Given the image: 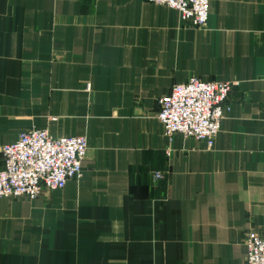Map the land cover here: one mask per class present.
<instances>
[{
    "label": "crops",
    "instance_id": "1",
    "mask_svg": "<svg viewBox=\"0 0 264 264\" xmlns=\"http://www.w3.org/2000/svg\"><path fill=\"white\" fill-rule=\"evenodd\" d=\"M209 15L197 29L147 0H0V170L32 129L89 146L80 179L0 198V264L246 263L245 236L264 237V0ZM193 77L234 83L212 148L157 118Z\"/></svg>",
    "mask_w": 264,
    "mask_h": 264
},
{
    "label": "built area",
    "instance_id": "2",
    "mask_svg": "<svg viewBox=\"0 0 264 264\" xmlns=\"http://www.w3.org/2000/svg\"><path fill=\"white\" fill-rule=\"evenodd\" d=\"M179 12L181 20L194 28H206L209 23V0H147ZM234 83L205 82L191 78L174 85L170 95L158 101L157 118L165 135L172 140L177 133L206 141L214 146ZM89 88V86H88ZM89 152L86 137H55L47 130L24 132L12 144L1 149L0 198L28 197L37 199L64 187L70 179H80L83 162ZM162 179L161 173L154 175ZM247 247L245 264H264V237L250 233L244 238Z\"/></svg>",
    "mask_w": 264,
    "mask_h": 264
}]
</instances>
